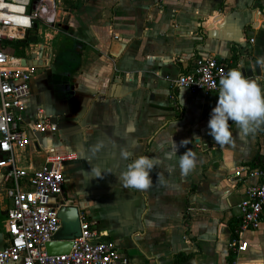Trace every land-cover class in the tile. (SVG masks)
Listing matches in <instances>:
<instances>
[{
  "label": "crops",
  "instance_id": "crops-1",
  "mask_svg": "<svg viewBox=\"0 0 264 264\" xmlns=\"http://www.w3.org/2000/svg\"><path fill=\"white\" fill-rule=\"evenodd\" d=\"M6 1L28 38L5 46L38 69L23 118L47 115L59 123L57 133L40 138L43 149L17 150L18 166L40 168L50 148L63 155L68 207L96 220L129 264H178L181 256V264H264V214L259 228L245 233L247 250L231 247L238 204L258 181L239 182L234 171L264 167V125L246 134L230 122L231 143L218 144L208 129L217 93L177 88L172 80L198 57L213 56L264 82V64L257 65L264 58V0ZM34 9L39 18L30 20ZM173 141L177 155L196 154L187 176ZM122 151L131 159L157 157L151 187L132 189L118 179L130 162ZM97 168L102 178L93 176ZM3 194L1 231L9 207ZM77 231L62 228L67 237Z\"/></svg>",
  "mask_w": 264,
  "mask_h": 264
},
{
  "label": "built area",
  "instance_id": "built-area-1",
  "mask_svg": "<svg viewBox=\"0 0 264 264\" xmlns=\"http://www.w3.org/2000/svg\"><path fill=\"white\" fill-rule=\"evenodd\" d=\"M17 14L6 0H0V193L9 201L6 227L0 229V264H129V257L120 253L114 241L105 239L99 223L86 211H78L79 235L69 237L73 243L70 251L59 255L47 252L46 244L57 241L63 227L60 210L68 207L63 198L65 157L50 148L40 168L29 172L18 166L17 150L30 145L35 151L43 149L40 138L57 133L59 123L47 115L34 121L23 118L38 69L32 63L23 64V58L5 46L6 40L28 38L26 25L16 21ZM28 17L36 20L39 13L31 10ZM258 23L253 21L251 27ZM231 68L240 67L217 57L200 56L193 67L172 79L173 86L218 94L219 79ZM247 177L258 181L247 187L238 204L239 229L231 243L238 252L247 250L245 233L258 229L264 214V167L242 166L234 171L239 182Z\"/></svg>",
  "mask_w": 264,
  "mask_h": 264
},
{
  "label": "clouds",
  "instance_id": "clouds-1",
  "mask_svg": "<svg viewBox=\"0 0 264 264\" xmlns=\"http://www.w3.org/2000/svg\"><path fill=\"white\" fill-rule=\"evenodd\" d=\"M264 64V58L257 60V65ZM264 73V67L261 68ZM218 100L212 109L208 121L209 135L221 145L230 144L232 132L230 122L237 125L244 133H254L264 125V82L259 76L245 75L240 68H231L219 79ZM173 140V139H172ZM187 145L186 140L180 146ZM103 144L95 146L99 151ZM173 155H177V145L173 141ZM122 157L130 160L118 179L125 187L146 190L153 183L152 173L159 164L156 156L140 155L131 159L133 153L122 151ZM178 156V167L182 175L187 176L197 164V157L190 149ZM94 177H103L100 169H93ZM159 178V177H158Z\"/></svg>",
  "mask_w": 264,
  "mask_h": 264
},
{
  "label": "water",
  "instance_id": "water-1",
  "mask_svg": "<svg viewBox=\"0 0 264 264\" xmlns=\"http://www.w3.org/2000/svg\"><path fill=\"white\" fill-rule=\"evenodd\" d=\"M26 62L27 61L24 59L22 63L27 64ZM59 216L62 220L63 227H68V226L72 227V225H76L78 231L75 235H79L77 207H63L60 210ZM72 244L73 243L70 240V238L62 234V229H61L58 235V240L47 243L46 248L48 254L50 255L67 254L70 251Z\"/></svg>",
  "mask_w": 264,
  "mask_h": 264
},
{
  "label": "trees",
  "instance_id": "trees-1",
  "mask_svg": "<svg viewBox=\"0 0 264 264\" xmlns=\"http://www.w3.org/2000/svg\"><path fill=\"white\" fill-rule=\"evenodd\" d=\"M18 43H19L20 45H25V41H18ZM185 258H186V257H183V256L177 258V263H178V264H181V263L185 260Z\"/></svg>",
  "mask_w": 264,
  "mask_h": 264
},
{
  "label": "rangeland",
  "instance_id": "rangeland-1",
  "mask_svg": "<svg viewBox=\"0 0 264 264\" xmlns=\"http://www.w3.org/2000/svg\"><path fill=\"white\" fill-rule=\"evenodd\" d=\"M72 227H75L76 228V225H72ZM64 228L69 229L70 227L68 226V227H64Z\"/></svg>",
  "mask_w": 264,
  "mask_h": 264
}]
</instances>
